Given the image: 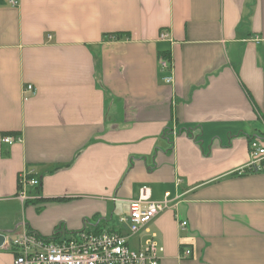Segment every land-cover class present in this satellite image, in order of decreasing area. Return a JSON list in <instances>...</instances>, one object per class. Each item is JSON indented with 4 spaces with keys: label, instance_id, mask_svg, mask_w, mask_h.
I'll return each mask as SVG.
<instances>
[{
    "label": "crops",
    "instance_id": "obj_1",
    "mask_svg": "<svg viewBox=\"0 0 264 264\" xmlns=\"http://www.w3.org/2000/svg\"><path fill=\"white\" fill-rule=\"evenodd\" d=\"M252 141L264 149V0H0V234L102 230L145 187L176 200L136 250L155 235L159 264H264ZM23 172L38 180L25 202Z\"/></svg>",
    "mask_w": 264,
    "mask_h": 264
},
{
    "label": "built area",
    "instance_id": "obj_2",
    "mask_svg": "<svg viewBox=\"0 0 264 264\" xmlns=\"http://www.w3.org/2000/svg\"><path fill=\"white\" fill-rule=\"evenodd\" d=\"M158 39L168 41L167 32H160ZM160 71L170 72L171 64L167 59L160 58ZM165 84H170L172 78H163ZM24 100L35 94L32 85H26L22 90ZM19 138L2 137L1 142L13 145ZM251 163L248 170L261 171L264 161V149L252 141L249 146ZM38 186V180L23 172L18 178V199L27 200L28 187ZM170 192H165L160 200H153L150 190L142 187L136 200L130 201L126 214L119 217L120 230L91 229L71 234L63 238L59 230L51 237L25 230L20 235H4L2 248L9 249L14 255L13 264H159L163 256V247L156 242L155 235L145 240L138 250L129 246V239L136 237L140 231L151 223L161 213L168 210L175 201ZM187 223L178 219V229L184 231ZM191 256L190 250H184L180 258Z\"/></svg>",
    "mask_w": 264,
    "mask_h": 264
},
{
    "label": "rangeland",
    "instance_id": "obj_3",
    "mask_svg": "<svg viewBox=\"0 0 264 264\" xmlns=\"http://www.w3.org/2000/svg\"><path fill=\"white\" fill-rule=\"evenodd\" d=\"M102 226L104 227L105 230H108V231L111 230V228L119 229L120 228L119 219L115 218L112 221H109L108 223L102 224L101 227ZM87 230H90V228H88ZM63 238H68V236L64 235ZM129 246L133 250L137 249L135 243L133 242L130 243Z\"/></svg>",
    "mask_w": 264,
    "mask_h": 264
},
{
    "label": "trees",
    "instance_id": "obj_4",
    "mask_svg": "<svg viewBox=\"0 0 264 264\" xmlns=\"http://www.w3.org/2000/svg\"><path fill=\"white\" fill-rule=\"evenodd\" d=\"M115 36H116L115 38H116L117 40H120V39L122 38V36H127V35L116 34ZM162 58L167 59V58H168V55H163ZM249 171H250V172H253V171H251V170H248V172H249Z\"/></svg>",
    "mask_w": 264,
    "mask_h": 264
},
{
    "label": "water",
    "instance_id": "obj_5",
    "mask_svg": "<svg viewBox=\"0 0 264 264\" xmlns=\"http://www.w3.org/2000/svg\"><path fill=\"white\" fill-rule=\"evenodd\" d=\"M3 244H4V235L0 234V248H2Z\"/></svg>",
    "mask_w": 264,
    "mask_h": 264
}]
</instances>
